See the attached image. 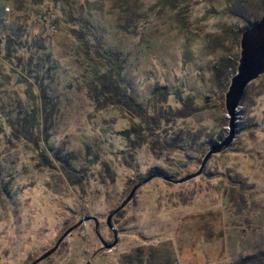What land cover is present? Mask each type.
Instances as JSON below:
<instances>
[{
  "label": "rangeland",
  "instance_id": "obj_1",
  "mask_svg": "<svg viewBox=\"0 0 264 264\" xmlns=\"http://www.w3.org/2000/svg\"><path fill=\"white\" fill-rule=\"evenodd\" d=\"M263 8L0 0V264H264V74L164 179Z\"/></svg>",
  "mask_w": 264,
  "mask_h": 264
},
{
  "label": "water",
  "instance_id": "obj_2",
  "mask_svg": "<svg viewBox=\"0 0 264 264\" xmlns=\"http://www.w3.org/2000/svg\"><path fill=\"white\" fill-rule=\"evenodd\" d=\"M240 49L237 70L235 75L231 78L228 91L225 95V107L230 116V133L228 137H226L221 143H216L210 146L203 159L201 168L197 173L178 180L164 178L165 180L174 183H182L195 178L202 173L204 166L214 154L224 151L232 143L235 133L233 122L236 109L240 105L247 87L260 75L264 74V9L260 19L242 32ZM49 254V252L46 253L40 260L45 259Z\"/></svg>",
  "mask_w": 264,
  "mask_h": 264
},
{
  "label": "trees",
  "instance_id": "obj_3",
  "mask_svg": "<svg viewBox=\"0 0 264 264\" xmlns=\"http://www.w3.org/2000/svg\"><path fill=\"white\" fill-rule=\"evenodd\" d=\"M157 1H158L159 4L166 5V6H169V5H171V6L174 5L175 6L176 5V2H177V0H157ZM249 27L250 26H248L247 28H249ZM14 128H16V127H14Z\"/></svg>",
  "mask_w": 264,
  "mask_h": 264
}]
</instances>
